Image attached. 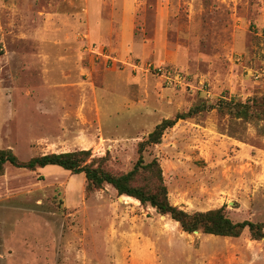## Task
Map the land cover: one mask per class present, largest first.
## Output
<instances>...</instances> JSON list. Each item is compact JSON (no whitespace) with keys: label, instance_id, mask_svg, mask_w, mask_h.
<instances>
[{"label":"rangeland","instance_id":"obj_1","mask_svg":"<svg viewBox=\"0 0 264 264\" xmlns=\"http://www.w3.org/2000/svg\"><path fill=\"white\" fill-rule=\"evenodd\" d=\"M248 100L264 104V0H0V150L21 162L85 150L126 173L183 115L145 153L172 205L262 223L264 116L221 105ZM196 232L58 166L0 176V264H264L248 229Z\"/></svg>","mask_w":264,"mask_h":264},{"label":"trees","instance_id":"obj_2","mask_svg":"<svg viewBox=\"0 0 264 264\" xmlns=\"http://www.w3.org/2000/svg\"><path fill=\"white\" fill-rule=\"evenodd\" d=\"M221 105L222 109H226L235 118L246 121L262 119L264 116V104L259 105L255 100H248L245 103L222 102ZM196 111H201V108L191 110L192 113ZM184 117L186 116L179 115L174 120H164L157 125L147 139L138 144V159L133 168L126 173L114 174L107 170L105 158L90 161L92 154L85 150L47 154L28 162L19 161L10 150H0V176L3 175L6 164L32 171L47 166H58L73 175L84 174L89 191L100 190L108 185L117 192L118 196L133 198L142 206L149 205L159 214L169 216L188 234L200 231L206 235L237 238L248 229L253 240L264 239V222H234L228 217L224 207L206 212L188 213L170 202L158 160L153 158L147 161L145 153L150 147L160 144L164 132ZM140 179L144 180V183L139 184Z\"/></svg>","mask_w":264,"mask_h":264},{"label":"crops","instance_id":"obj_3","mask_svg":"<svg viewBox=\"0 0 264 264\" xmlns=\"http://www.w3.org/2000/svg\"><path fill=\"white\" fill-rule=\"evenodd\" d=\"M66 153H68V152H66ZM51 154H62V153H51ZM47 155V154H46Z\"/></svg>","mask_w":264,"mask_h":264},{"label":"water","instance_id":"obj_4","mask_svg":"<svg viewBox=\"0 0 264 264\" xmlns=\"http://www.w3.org/2000/svg\"><path fill=\"white\" fill-rule=\"evenodd\" d=\"M197 233V232H196Z\"/></svg>","mask_w":264,"mask_h":264}]
</instances>
